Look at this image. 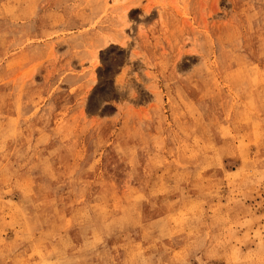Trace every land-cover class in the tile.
<instances>
[{
  "label": "rangeland",
  "instance_id": "374dc122",
  "mask_svg": "<svg viewBox=\"0 0 264 264\" xmlns=\"http://www.w3.org/2000/svg\"><path fill=\"white\" fill-rule=\"evenodd\" d=\"M0 264H264V0H0Z\"/></svg>",
  "mask_w": 264,
  "mask_h": 264
},
{
  "label": "crops",
  "instance_id": "0c3cea01",
  "mask_svg": "<svg viewBox=\"0 0 264 264\" xmlns=\"http://www.w3.org/2000/svg\"><path fill=\"white\" fill-rule=\"evenodd\" d=\"M155 15L157 16V14H156V13H155ZM155 15H154V16H155Z\"/></svg>",
  "mask_w": 264,
  "mask_h": 264
}]
</instances>
